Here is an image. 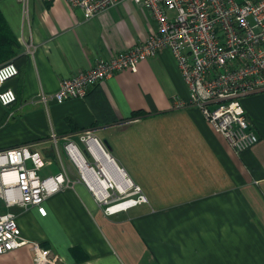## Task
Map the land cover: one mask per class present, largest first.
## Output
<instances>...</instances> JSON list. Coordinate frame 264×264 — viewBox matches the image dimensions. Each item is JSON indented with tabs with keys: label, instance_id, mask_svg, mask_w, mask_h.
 I'll return each mask as SVG.
<instances>
[{
	"label": "crops",
	"instance_id": "crops-1",
	"mask_svg": "<svg viewBox=\"0 0 264 264\" xmlns=\"http://www.w3.org/2000/svg\"><path fill=\"white\" fill-rule=\"evenodd\" d=\"M0 13L15 40L0 64L18 68L0 87L16 95L0 104V150L28 145L45 162L40 175L69 179L44 201L45 216L0 199V214L16 216L23 239L68 264H264V90L240 98L258 141L239 154L197 108L173 106L188 88L169 49L57 103L51 96L63 79L143 41L154 20L129 0L88 20L66 0H0ZM87 131L107 178L120 190L138 186L146 202L104 211L95 190L104 181L83 163L94 162L81 140ZM0 264H33L29 244L0 254Z\"/></svg>",
	"mask_w": 264,
	"mask_h": 264
},
{
	"label": "built area",
	"instance_id": "built-area-1",
	"mask_svg": "<svg viewBox=\"0 0 264 264\" xmlns=\"http://www.w3.org/2000/svg\"><path fill=\"white\" fill-rule=\"evenodd\" d=\"M66 1L81 9L88 20L124 0ZM129 1L151 16L156 24L154 31L133 47L108 59L97 58L90 69L63 79L51 99L62 103L82 98L89 87L117 71L135 72L139 61L169 49L188 88V97H173V106L197 108L235 153L252 147L258 136L246 118L240 98L264 90V0ZM17 74L12 61L0 64V87ZM47 98L41 95L43 101ZM15 99L11 88L0 89L2 106L11 105ZM92 139L95 138L88 131L81 135L85 144ZM44 163L40 153L28 145L0 150V199L6 208L34 207L39 215H46L44 201L66 187L69 179L63 172L40 175ZM108 183L107 195L100 199L106 213L146 202L138 186L120 190ZM26 244L32 251L33 264H68L38 241L23 239L13 213L0 214V254Z\"/></svg>",
	"mask_w": 264,
	"mask_h": 264
},
{
	"label": "bare ground",
	"instance_id": "bare-ground-1",
	"mask_svg": "<svg viewBox=\"0 0 264 264\" xmlns=\"http://www.w3.org/2000/svg\"><path fill=\"white\" fill-rule=\"evenodd\" d=\"M90 141H93L94 143H89L88 144V147H89V145H90V151H91V153H93L94 155H95V157L96 158H99L100 157V155H99V153H98V149H99V145L94 141V140H90ZM89 141V142H90ZM73 150H75L76 152H78L75 148H73V147H71L70 146V152H71V155H72V157H74L75 158V160L76 161H82V158L79 156V155H77L76 154V152L75 151H73ZM100 150H101V148H100ZM102 151V150H101ZM103 152V151H102ZM102 155H103V160H104V162H106L107 163V160H106V155H105V152L104 153H102ZM73 158V159H74ZM84 163V162H83ZM82 164V163H81ZM108 164V163H107ZM103 165V164H102ZM85 167H86V169H88V171L89 170H91L92 172H93V174L96 176V178H97V180H103L104 181V183L103 184H101L100 182H99V186L98 187H95V190H96V192H97V194L99 195V196H104L105 195V192H106V195H107V191H106V188L108 187V185H109V183L107 182V181H105L104 179H103V177H98L97 176V174L92 170V169H90L89 167H87L86 165H85ZM80 170V169H79ZM106 171V170H105ZM115 172L116 173H118L119 175L121 174L120 172H118L117 170H115ZM120 176H122V174L120 175ZM85 177V176H84ZM123 177V176H122ZM123 179H124V181L125 182H127L128 184H129V182L123 177ZM110 180V183H113V184H115V185H117L115 182H113L111 179H109ZM87 183V182H86ZM105 184V185H104ZM89 186V185H88ZM104 187H105V189H104ZM118 187V186H117ZM89 188H90V186H89ZM92 190V189H91ZM95 194V193H94ZM96 195V194H95ZM101 197V198H102ZM123 204H121V205H118V206H115L114 208H117V207H121ZM113 208V209H114Z\"/></svg>",
	"mask_w": 264,
	"mask_h": 264
},
{
	"label": "trees",
	"instance_id": "trees-1",
	"mask_svg": "<svg viewBox=\"0 0 264 264\" xmlns=\"http://www.w3.org/2000/svg\"><path fill=\"white\" fill-rule=\"evenodd\" d=\"M15 40L11 35L8 27L6 26L4 19L0 13V62L6 60L10 55L14 53L11 48ZM87 158L91 161V157L86 153Z\"/></svg>",
	"mask_w": 264,
	"mask_h": 264
},
{
	"label": "water",
	"instance_id": "water-1",
	"mask_svg": "<svg viewBox=\"0 0 264 264\" xmlns=\"http://www.w3.org/2000/svg\"><path fill=\"white\" fill-rule=\"evenodd\" d=\"M92 140H93V139H92ZM94 141L97 142L96 139H94ZM97 143H98V142H97ZM102 144H104V145H105V148L109 150V147H108L106 141H102ZM85 147H86V151L88 150V151L90 152L89 147H88V143L85 144ZM90 153H91V152H90ZM91 155L93 156L92 153H91ZM105 158H106L107 161H110V160L112 161V160H113V158H112V156H111L110 154H107ZM93 159H94L93 164H90L89 162L85 161V162H84L85 165H86L87 167H89L90 169H92L94 172H96V174H97V176H98L99 178H100V177H103V179H104L105 181L108 182L109 179L107 178V176L105 175V173H104V171H103V169H102V168H103V166H102V162L98 161L94 156H93ZM79 169H80V167H79ZM117 170H118V169H117ZM80 173H81V170H80ZM122 174H123V172H122ZM123 176H124L125 179H127V178L125 177L124 174H123ZM81 177H82V179L84 180L82 173H81Z\"/></svg>",
	"mask_w": 264,
	"mask_h": 264
},
{
	"label": "rangeland",
	"instance_id": "rangeland-1",
	"mask_svg": "<svg viewBox=\"0 0 264 264\" xmlns=\"http://www.w3.org/2000/svg\"><path fill=\"white\" fill-rule=\"evenodd\" d=\"M91 162H93L92 158H91Z\"/></svg>",
	"mask_w": 264,
	"mask_h": 264
}]
</instances>
